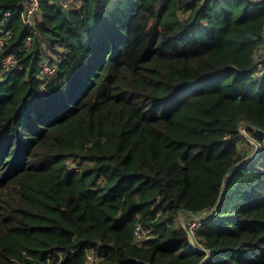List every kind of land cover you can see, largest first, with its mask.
I'll return each mask as SVG.
<instances>
[{"label": "trees", "instance_id": "16d2710c", "mask_svg": "<svg viewBox=\"0 0 264 264\" xmlns=\"http://www.w3.org/2000/svg\"><path fill=\"white\" fill-rule=\"evenodd\" d=\"M77 1L0 0V264H264V0Z\"/></svg>", "mask_w": 264, "mask_h": 264}, {"label": "built area", "instance_id": "2783aa9c", "mask_svg": "<svg viewBox=\"0 0 264 264\" xmlns=\"http://www.w3.org/2000/svg\"><path fill=\"white\" fill-rule=\"evenodd\" d=\"M250 1L261 2L262 0H250ZM23 5H24V8H25V11H23L24 23L26 25H29L32 22L34 14L38 10V0H24ZM262 36H263V39H264V26H263V29H262ZM0 44H2V40H0ZM261 51H262V49H260V51H258V54H260ZM1 62H2V64L4 66H6L8 68L12 67L14 65V63H15L13 54L3 58L1 60ZM42 70H43L42 71L43 73H51L53 71V67L50 66V65H44ZM256 72H258V71H256ZM146 238H148V234L146 233V231H144L142 228H140L138 226L136 228V230H135V233H134V242L135 243H141L142 240L146 239ZM88 258L91 259L92 261L95 260L94 256H92V254H89Z\"/></svg>", "mask_w": 264, "mask_h": 264}, {"label": "rangeland", "instance_id": "374dc122", "mask_svg": "<svg viewBox=\"0 0 264 264\" xmlns=\"http://www.w3.org/2000/svg\"><path fill=\"white\" fill-rule=\"evenodd\" d=\"M62 2L64 3V4H66L68 7H74V6H76L77 5V3H78V1L77 0H62ZM261 52H264V49H262V51ZM257 53H258V51H257ZM262 57H264V55H261V57H260V60H259V63H258V67H260V68H262V67H264V58H262ZM240 129H241V132L242 133H244V134H247L246 133V129H245V126L243 125V124H241V127H240ZM248 136V135H247ZM248 138L251 140V141H253V143L255 142L254 141V139L252 138V137H249L248 136ZM251 156L252 155H250L249 157H247L245 160H249L250 158H251ZM209 214V213H208ZM207 214V215H208ZM206 214H204V215H200L201 217H203L204 219H206V216H207ZM182 217H183V215H182ZM202 220V218H194V219H192L190 222H189V224H185L186 225V227H187V229L189 230V236H190V238H191V240H192V242L194 243V241H193V231L194 230H196L198 227H199V225L201 224V220Z\"/></svg>", "mask_w": 264, "mask_h": 264}, {"label": "water", "instance_id": "95a60500", "mask_svg": "<svg viewBox=\"0 0 264 264\" xmlns=\"http://www.w3.org/2000/svg\"><path fill=\"white\" fill-rule=\"evenodd\" d=\"M252 127H254V128H256L257 129V126L256 125H254V124H250ZM263 133H264V131H263ZM244 161H246V160H243L242 162H244ZM232 168H229V171L231 170ZM215 210H216V206H214L211 210H210V212H209V214L206 216V218H208L209 216H211L214 212H215ZM186 212H189V211H186ZM195 218H202V220L201 221H204L205 219L203 218V217H201L200 215H198V214H196V213H191ZM188 230V229H187ZM188 232H189V230H188Z\"/></svg>", "mask_w": 264, "mask_h": 264}]
</instances>
